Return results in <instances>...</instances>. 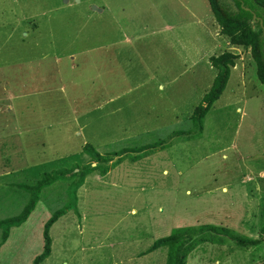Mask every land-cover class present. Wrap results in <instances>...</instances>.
<instances>
[{
    "label": "rangeland",
    "instance_id": "1",
    "mask_svg": "<svg viewBox=\"0 0 264 264\" xmlns=\"http://www.w3.org/2000/svg\"><path fill=\"white\" fill-rule=\"evenodd\" d=\"M223 52L239 59L198 130L192 112L216 74L209 58ZM85 144L126 153L85 177L78 214L52 225L43 264H164L165 248L142 253L183 226L259 238L264 84L206 0H0V221L28 202L19 184L89 163ZM67 184L44 188L4 241L0 229V264L32 263ZM187 264H264V240L205 244Z\"/></svg>",
    "mask_w": 264,
    "mask_h": 264
},
{
    "label": "trees",
    "instance_id": "2",
    "mask_svg": "<svg viewBox=\"0 0 264 264\" xmlns=\"http://www.w3.org/2000/svg\"><path fill=\"white\" fill-rule=\"evenodd\" d=\"M206 1L221 35L227 38L231 46L248 50L255 66L256 78L261 84H264V0ZM238 59V55L230 52H223L218 56L209 58L210 66L216 71V74L209 90L202 96L199 104L192 112L191 120L198 127V130H202L203 118L224 91L230 70ZM82 152L89 157V163L85 165L74 164L69 169L62 168L42 173L32 185L19 184L18 188L29 194L28 202L19 215L0 221L1 237L4 241L11 227L26 221L44 188L60 180L68 182L66 187L68 201L55 210L44 223L42 249L34 257L31 264H43L44 260L49 257L51 253L49 231L52 225L70 210H74L78 214L76 192L82 186L85 177L93 172L104 176L110 168L120 162L121 156L126 153L122 150L114 154L101 155L89 144L83 145ZM113 158L116 160L113 161ZM261 217L263 224L257 239L248 238L233 230L213 225L183 226L174 228L167 236L154 240L142 254L146 255L160 248H165L164 264H187L189 255L205 244L223 246L227 242H232L240 249L256 247L264 240V202L261 208Z\"/></svg>",
    "mask_w": 264,
    "mask_h": 264
},
{
    "label": "water",
    "instance_id": "3",
    "mask_svg": "<svg viewBox=\"0 0 264 264\" xmlns=\"http://www.w3.org/2000/svg\"><path fill=\"white\" fill-rule=\"evenodd\" d=\"M253 19H254V16H253Z\"/></svg>",
    "mask_w": 264,
    "mask_h": 264
},
{
    "label": "crops",
    "instance_id": "4",
    "mask_svg": "<svg viewBox=\"0 0 264 264\" xmlns=\"http://www.w3.org/2000/svg\"><path fill=\"white\" fill-rule=\"evenodd\" d=\"M248 51V50H247ZM249 53V52H248Z\"/></svg>",
    "mask_w": 264,
    "mask_h": 264
}]
</instances>
